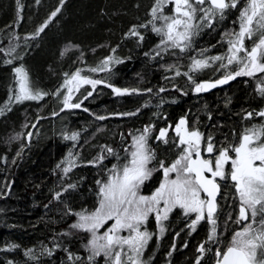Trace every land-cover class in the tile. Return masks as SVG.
Instances as JSON below:
<instances>
[{"label":"trees","instance_id":"1","mask_svg":"<svg viewBox=\"0 0 264 264\" xmlns=\"http://www.w3.org/2000/svg\"><path fill=\"white\" fill-rule=\"evenodd\" d=\"M154 7L157 0H0V264H94L86 234L73 225L96 208L99 183L129 136L150 133L157 167L174 157L172 129L181 119L189 126L197 119L216 149L238 144L252 125L248 114L261 104L249 79L194 94L200 79L189 85L184 78L196 53L219 47L232 16L205 30L196 48L179 52L161 47ZM18 67L42 98L15 99ZM77 71L101 83L60 124L55 98ZM113 88L128 91L119 97ZM161 129L172 139L167 144L157 140ZM220 184L219 202L226 193ZM203 229L183 252L178 240L174 264L191 260Z\"/></svg>","mask_w":264,"mask_h":264},{"label":"snow or ice","instance_id":"2","mask_svg":"<svg viewBox=\"0 0 264 264\" xmlns=\"http://www.w3.org/2000/svg\"><path fill=\"white\" fill-rule=\"evenodd\" d=\"M210 8L204 9L206 15L211 14L213 9L219 10L221 15L223 10L229 7L226 0H207ZM165 3V0H157V7L152 9L155 16L157 8ZM206 0H174L175 15L161 16L158 19L165 21L164 35L176 47H180L183 41L188 40L189 30L193 27L192 21L197 9L194 4L203 5ZM231 7H236L233 0ZM59 11V9H57ZM56 12L52 13L55 16ZM186 18V19H183ZM255 24V28L253 25ZM45 24L38 31H44ZM183 27V31H178ZM158 33L161 28H155ZM256 31H260L258 42L250 49L245 46V38L251 40ZM228 63L238 62L241 67L234 75L226 76L224 79L215 83H198L195 90L197 92L207 91L209 88L216 87L217 84L226 83L235 76L255 75L256 72L264 73V0H249V4L241 12L240 30L236 33V39L229 41ZM243 53V56L240 54ZM214 60H220L222 57H213ZM11 61H9L10 63ZM107 61H105V64ZM207 66L205 60H195L193 68L198 69ZM99 69H92L97 71ZM19 80V94L16 95L17 101L32 100L42 98L43 93L33 92L28 81V74L23 68L18 67L15 70ZM179 74V73H177ZM91 84L93 87L101 83L98 80H89L80 76L77 71L66 85L73 84ZM71 91L65 97L66 107H80L79 104L70 105ZM117 95H122L128 90L113 88ZM260 91L264 93V88ZM91 95V93H89ZM250 115V114H249ZM264 116V112L260 113ZM103 119L104 117H98ZM177 137H179L178 146L182 147L181 154L173 161L170 166H165L160 162L163 169L165 180L160 187L151 196L138 194L139 184L145 175V165L153 157L146 145V137L141 135L135 138V151L131 153L129 164L122 166L120 172L115 173L112 179L104 184L100 193L102 199L99 208L90 216H81L84 223L73 225L85 231H92L93 239L91 241L93 256L99 255L102 251L105 257L113 254V248L119 247L120 251L115 252L114 264H121V252L123 246L135 253L136 256H129V260L136 264L141 250L149 239V233L141 231L140 226L148 219L152 212H157V221L161 218L167 219L168 213L173 208L179 207L185 214L197 213L193 225L205 216L207 209V218L210 223L215 225L216 221L213 214L216 208V195L219 192L220 185L216 182L217 178L224 180L230 178L234 182L236 192L240 198L239 220L248 221L259 225L253 228L252 223L247 224L242 231H238L232 237L230 245L223 252L218 251L216 255L220 257L217 264H264V128L248 129L241 136L238 144L229 148L216 149L210 139L206 147L202 148V135L198 131L189 130L186 127V121L181 119L175 128ZM166 130L161 129L158 139H165ZM75 139V135L72 137ZM111 151V149H109ZM202 151L208 154L216 152L212 158H204ZM234 153L233 155H230ZM230 165V171L226 173V166ZM175 173L174 179H169L170 175ZM201 193L207 197L202 198ZM163 202V209L159 206ZM163 212V217L159 215ZM250 212V215H249ZM259 216V220L256 218ZM109 220H114V224L108 228L102 236H96L95 230L101 228ZM129 230L132 234L123 237L117 235L121 230ZM163 231V228H161ZM215 233V227L212 229ZM103 240L104 243H98ZM203 251V247L200 249Z\"/></svg>","mask_w":264,"mask_h":264},{"label":"rangeland","instance_id":"3","mask_svg":"<svg viewBox=\"0 0 264 264\" xmlns=\"http://www.w3.org/2000/svg\"><path fill=\"white\" fill-rule=\"evenodd\" d=\"M232 2H233V0H227L229 7H227V10L225 12H223L222 15H221V13L218 14V13H215L214 11H212L211 14L206 15L205 11H203V10L210 8L208 6V4H203V5L194 4V6L200 10L196 12L195 18L192 21L193 27L189 30L190 38L188 40L183 41L181 44V47H183V51L190 50L194 46L196 48V46L198 44H194V43L197 41V39L200 37V35L202 33H204V31L206 30V27L208 28V26L211 25L212 23H214L215 20L222 22L224 17L227 16L230 12H235L236 10L238 11V15L235 17V19L237 20L238 25L241 24V12L244 10L245 7L248 6L249 0H235L236 7H231ZM158 8H159V11H158L159 16L158 17L165 16V15L172 16V15L176 14L175 13L174 0H165V3L160 5ZM237 11H236V13H237ZM158 17H157L158 28L162 29V31L159 32L160 33L159 35L161 38V44H160L161 47L163 49L173 48V49L178 50L179 52H182L180 47H176L172 43V41L168 40L167 36L164 35V31H166V29H164L165 21L158 19ZM183 19H186V18H183ZM253 27L255 28V24L253 25ZM229 29H225L222 36L220 37L219 40L221 41V44L219 45V47H217V48L206 47L207 49L204 48L202 51L196 53L195 56H193V58L189 62L190 63L189 69L184 74L185 75V77H184L185 82L187 84L191 85L192 82H194L193 80L196 77H198L200 79V81L204 80V79H211L214 77L218 78L221 75L225 78L226 76H229L230 70L233 71L232 73L234 75L235 72L240 69L241 65L238 62L234 61L233 63L229 64L228 60H227V56L230 55V53H229V47H230L229 41L230 40L234 41L236 39V33L239 32L240 26L236 32L235 31L232 32ZM178 31L182 32L183 27H181ZM259 36H260V31H256L255 34L253 35L251 41H253V43L258 42ZM224 52H226V53H224ZM217 56L222 57V59L214 60L213 57H217ZM195 60H205V61H207V66L194 70L193 65H194ZM105 71L106 70H103L102 72H105ZM256 73H255V75H252V76H248V75H240V76H245V77L247 76L248 77V79L252 82V87L256 93V97L257 98L259 97V99H262L261 101H264V93H262L260 91L261 88H264V75L256 76ZM80 76L83 78H87L89 80H98L99 79V78L97 79V78L93 77L92 75H89L87 72L80 73ZM235 77H237V76H235ZM71 78H68L67 80H70ZM195 85L193 84V93L197 94L199 92H197L195 90V87H196ZM97 86H100V83L95 85V87H93L91 84H79V85H77V83H75V82L73 84H69V85L65 84L63 86V88L61 89V91L57 94V96L55 98L56 100L54 102V106H55L54 108L57 112L56 115L59 116V118H61V121H59V123L62 124L61 123L62 120L67 115L71 114L74 110V107H66L64 104V99H65V97H67L69 95V89L70 88L72 89L71 99L68 101V103L70 105H75V104H79L80 102L86 100V97L89 96V93H92V91H94ZM112 93L115 96H119V97L124 95V94L117 95L114 91H112ZM184 120L186 121V127L189 130H195V131H198L199 133H201V135H202V148L206 147V143H204V142L209 141L210 136H208L207 133H203L198 129L199 127L197 124V119L192 120L191 121L192 124H190V126L188 125L189 120H188V122L186 119H184ZM249 127L250 128H248V129L264 128V119H261L258 123H256V122L252 123V125H250ZM175 128L176 127H174V129H172V131H173L174 136H175V141H176L177 147L176 148L174 147V150H173L174 151L173 152L174 157L170 160L168 166H170L173 163V161L179 157V155L181 154V151H182V147H184V146H178L179 137H177V135H176ZM248 129L243 130L242 135ZM66 130H67L66 127L64 128V126H62L59 131H61V133H63V132H66ZM166 133H167V136H166L167 142H165V139H157V140L161 141L163 144H167L169 141L168 139H170V137L168 134L169 132H166ZM28 134H29V131L25 134L26 139H27ZM35 134L36 133H33L29 136L27 144H29L32 140L34 141ZM141 135H144L146 137L147 148L150 150V154L152 153L151 148L149 146V135H150V133L142 132V133H138L134 136H129L128 140L123 142L124 143L123 146H125V148L123 149L124 152L122 154V157L120 155L119 156L117 155L114 158V160H112V161L110 160L111 166L108 170L105 171L104 176H103V180L100 181V183H99V187L97 189L98 204H97L96 208L91 212L83 213V214L79 215L77 220H76V223H75L76 225L84 223V221L81 220V216H90L93 212H95L99 208L100 201L102 199V196L100 193L101 187L104 184L108 183L112 179V177L115 174L113 172L114 168L117 172H120L123 165L130 163L131 158H132L131 153L136 150L135 146H134L135 138H137ZM159 135L157 136V138L159 137ZM119 136H120V140H122L121 134ZM170 140H172V139H170ZM203 152L208 156V158H212L213 156H215L217 154L216 152H214L212 154H208L206 151H203ZM110 154H111V151H110ZM225 171H226V173L230 171V165L226 166ZM158 174H159V176L157 178L155 185L148 186L147 190H145V192H144V187H143L144 184L147 183L149 180L153 179ZM174 178H175V173H172L170 175L169 179H174ZM217 179L220 180L219 178H217ZM228 179H229V181L231 180L230 178H228ZM164 180H165V177L163 174V169L161 168V166L155 167L153 165V158H152L145 165V175L142 178V182L139 184L138 194L144 195V196L153 195L156 192V190L160 187L161 183L164 182ZM220 181L223 183L226 193H225V196L221 199V202L219 203V209L221 208L222 214H219V216L213 215V218L216 221L214 226L212 223H210L209 219L207 218L206 213H205V216L203 219L199 220L197 223H195L193 225L192 222H193V220H195L197 213L185 214L184 210L179 208V207L173 208L172 211L168 213V218L166 220L161 218L159 221H157L156 215L158 213L152 212L149 214L148 219L140 226L141 231H146L147 233H149V239H148L147 243L145 244V246L143 247V249L141 250L138 258L136 259V264H150L152 257H154L157 249L160 248L159 245H160L161 241L164 240L167 237V235H170V236H169L168 240H166V241H168V242H166V244L171 243V242H175V239L182 240L184 237H180L179 234H181V233H192L193 231H196V229L198 227L204 228L203 232L207 235L205 237H206L208 242H211L212 249L210 250V254L214 255L216 251L226 249L227 245L228 246L230 245L232 237L234 236V234L238 231H242L244 229V227L247 224L252 223V221H251V219L248 221H240L239 220L240 198H239L238 193L236 192L234 182L230 181V183H229V182H226L225 179L220 180ZM201 197L205 198L202 194H201ZM163 207H164L163 202H161L159 208L163 209ZM225 210H226V212H225ZM224 213H226V214L223 215ZM159 215H161V217H163V212L161 211L159 213ZM249 215H250V212H249ZM223 216H225L226 219ZM256 219L259 220V216ZM114 222H115L114 220H109L101 228H99L98 230H95L96 236H102L103 233L114 224ZM213 227H215V233L214 234L212 232ZM252 227L255 229V228H258L259 225L256 223H252ZM77 228H79V227H77ZM161 228H163V231H161ZM79 229L86 234L85 252H86V257L88 258V260H90L92 263L94 262V264H114L115 252L120 251L119 247L113 248V254L110 257H105L103 251L99 255L93 256L92 246H91V241L93 239L92 231H85L82 228H79ZM131 234L132 233L126 229L121 230L120 232L117 233V235L123 236V237H127ZM98 243H104V241L101 240V241H98ZM222 244H223V247H221ZM170 246H171L170 248L172 249V247H173L172 244ZM201 247H203V249H204L203 251L200 250ZM205 252H206V250L202 244H199V245H196L195 247H193L192 248V254H193V256H195V262L198 263L199 261H201L202 256L205 255ZM129 256L135 257L136 254L132 253L128 249L127 245H124L123 251L121 252V264H133V261L129 260ZM170 256L171 255L169 253H166L163 256L164 264H166V262L169 260Z\"/></svg>","mask_w":264,"mask_h":264},{"label":"flooded vegetation","instance_id":"4","mask_svg":"<svg viewBox=\"0 0 264 264\" xmlns=\"http://www.w3.org/2000/svg\"><path fill=\"white\" fill-rule=\"evenodd\" d=\"M226 3H227V0H226ZM205 4H208V2L206 1V3ZM197 5H199V4H197ZM208 6H209V4H208ZM210 7V6H209ZM227 10V8H225L224 10H223V12H225ZM212 11H216L215 13H220V11L219 10H216V9H213ZM237 11V10H236ZM236 11L235 12H230L228 15H227V17L229 18L230 16H232V17H230L231 18V20H228V25H227V28L226 29H229V30H231L232 32H236L237 30H238V28H239V26H240V24L238 25V22H237V20L235 19V17L238 15V11H237V13H236ZM226 18V16L224 17V19ZM224 19L222 20V21H224ZM216 23H219L220 25H222V22L221 21H218V20H215L214 21V23H212L211 25H209L208 26V28L206 27V30H209L210 29V27L212 28V25L213 24H216ZM252 40V39H251ZM251 40H249V39H245V41H244V43H245V46H246V48H248V49H250L251 47H253L254 46V43H253V41H251ZM221 44V43H220ZM224 53H226V52H224ZM241 56H243V53H241L240 54ZM233 71L232 70H230V74L229 75H233V73H232ZM259 75H264V73H261V72H257L256 73V76H259ZM222 79H224V77L221 75L220 77H218V78H211V79H207L206 81L207 82H216V81H219V80H222ZM240 79H248V77L246 76H237V77H235L234 79H230L229 81H227L226 83H224V85L221 87V88H219V89H216L215 91H217V90H220V89H222V88H225V87H227L229 84H231V83H233V82H235L236 80H240ZM215 91H212V92H215ZM212 92H209V93H212ZM209 93H206V94H209ZM256 94V93H255ZM255 97H256V95H255ZM257 98V97H256ZM257 100L260 102V104H261V106L257 109V110H255V111H253V115H252V117H251V114L249 115L248 114V118L250 119V120H252L253 121V123L254 122H256V123H258L261 119H264V116H261L260 115V113L261 112H264V101H261L262 99H259V97L257 98ZM202 156L204 157V158H208V156L202 151ZM226 180V182H229L230 183V181H232V180H227V179H225ZM216 182L219 184V185H221L220 183H222L220 180H216ZM223 184V183H222ZM220 196H221V186H220V195H219V198H218V200H217V205H218V209H219V201H220ZM218 209H217V211H218ZM206 213V212H205ZM217 213V212H216ZM207 214V213H206ZM214 215H216V214H214ZM198 231V228L196 229V231H193L192 233H181V234H179L181 237H184L181 241L183 242V245H182V247H181V251L183 252L184 250H185V248H186V245H187V242H190L191 240L190 239H192V237L196 234V232ZM169 236L170 235H167V237L164 239V240H162L161 241V243H160V245H159V247L160 248H158L157 249V251H156V253H155V255H154V257H152V260L150 261V264H164V260H163V256L166 254V253H169L171 256L169 257V260L166 262V264H174L175 262V255H176V246H177V244H178V240L179 239H175V242H171V243H168V244H166V242H168V241H166V240H168V238H169ZM205 236H207L206 234H204L203 233V236L200 238V242H198V244L197 245H199V244H202L203 246H204V248H205V250H206V252H205V255H203L202 256V260L201 261H199L198 263L197 262H195V256H193V254H192V258H191V260L189 261V262H187V264H214L216 261H217V257H216V253L218 252V251H216L215 252V254H214V256H212V254H210V249H212V246H211V242H208L207 241V239H206V237ZM176 243V244H175ZM172 244V249L170 248L171 245ZM191 246V245H190ZM194 247V244L192 245V247H191V249H189V251H191L192 250V248ZM221 247H223V244H222V246ZM227 247H228V245H227ZM226 247V248H227ZM171 249V250H170ZM224 250H226V249H223V250H220V252H223ZM176 264H178V263H176ZM184 264V263H183Z\"/></svg>","mask_w":264,"mask_h":264},{"label":"water","instance_id":"5","mask_svg":"<svg viewBox=\"0 0 264 264\" xmlns=\"http://www.w3.org/2000/svg\"><path fill=\"white\" fill-rule=\"evenodd\" d=\"M206 1H207V0H206ZM208 4H209V3H208ZM209 6H210V4H209ZM210 7H211V6H210ZM216 82H217V81H216ZM201 83H215V82H207V81H204V82H201ZM223 85H224V83H222V84H217L216 87L209 88L207 91H200V93H201V94H206V93H209V92L215 91L216 89L221 88ZM33 129H34V126H33V127L30 129V131H29V134H28V136H27V141H28V138H29V136L31 135ZM201 194H202L205 198H207V197L205 196L204 193H201ZM219 195H220V188H219V192H218L217 195H216V200H215L216 208H215L214 214H216L217 209H218L217 200H218V198H219ZM205 212L207 213V209H205ZM214 214H213V215H214ZM216 257H217V260L220 259V257H218L217 255H216ZM214 264H217V261H216Z\"/></svg>","mask_w":264,"mask_h":264},{"label":"bare ground","instance_id":"6","mask_svg":"<svg viewBox=\"0 0 264 264\" xmlns=\"http://www.w3.org/2000/svg\"><path fill=\"white\" fill-rule=\"evenodd\" d=\"M204 81H206V79L205 80H201L199 83L204 82Z\"/></svg>","mask_w":264,"mask_h":264}]
</instances>
